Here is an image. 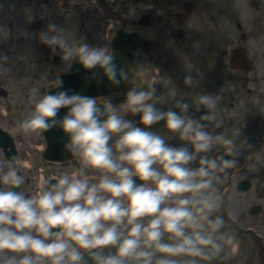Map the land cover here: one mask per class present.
<instances>
[{
    "label": "clouds",
    "instance_id": "9594fccd",
    "mask_svg": "<svg viewBox=\"0 0 264 264\" xmlns=\"http://www.w3.org/2000/svg\"><path fill=\"white\" fill-rule=\"evenodd\" d=\"M40 39L87 69L99 67L114 86L140 67L138 58L117 63L111 45L70 41L55 22ZM183 80L200 84L191 71ZM160 83L158 74L146 75L143 86L127 87L119 107L63 88L39 97L18 128L59 126L79 163L26 190L21 165L0 160V264H207L226 249L238 252L229 227L238 213L224 209L220 188L239 163L234 137L217 131L222 94L202 92L192 103L173 90L172 106L163 107ZM161 121L181 143L152 128Z\"/></svg>",
    "mask_w": 264,
    "mask_h": 264
},
{
    "label": "flooded vegetation",
    "instance_id": "af4514ba",
    "mask_svg": "<svg viewBox=\"0 0 264 264\" xmlns=\"http://www.w3.org/2000/svg\"><path fill=\"white\" fill-rule=\"evenodd\" d=\"M258 144L254 145V148L253 150L254 151H257L259 148H258ZM256 178V177H255ZM257 184H261V180H255V186ZM257 217H254V219H256ZM257 221L256 220H253L252 222H250L249 224L250 225H254L256 224ZM235 231L238 233V229H237V226H235ZM251 236V235H250ZM252 242H253V249L256 250L258 253H259V257H260V260H258V264H264V259H263V256H264V250L261 249V247L258 245L257 241L255 239H252Z\"/></svg>",
    "mask_w": 264,
    "mask_h": 264
},
{
    "label": "rangeland",
    "instance_id": "374dc122",
    "mask_svg": "<svg viewBox=\"0 0 264 264\" xmlns=\"http://www.w3.org/2000/svg\"><path fill=\"white\" fill-rule=\"evenodd\" d=\"M176 74H177V75H185V73H183V72H179V73H176ZM176 79H177V77H175V78L173 79V81H175ZM172 84H173V83H172ZM172 84H171V85H172ZM171 91H172V88H171ZM181 93H182V92H179L178 94H181ZM16 95L18 96V95H20V93H17ZM17 121H20V120H17Z\"/></svg>",
    "mask_w": 264,
    "mask_h": 264
}]
</instances>
